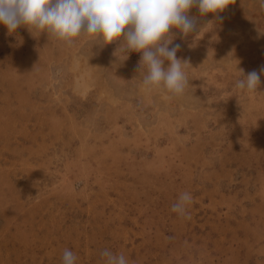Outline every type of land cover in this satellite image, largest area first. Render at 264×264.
I'll return each instance as SVG.
<instances>
[{"label": "rangeland", "instance_id": "374dc122", "mask_svg": "<svg viewBox=\"0 0 264 264\" xmlns=\"http://www.w3.org/2000/svg\"><path fill=\"white\" fill-rule=\"evenodd\" d=\"M176 29L189 86L146 90L141 53L0 24V264H264V10ZM164 67H167V61ZM243 70V73L241 72ZM187 217L172 211L181 193Z\"/></svg>", "mask_w": 264, "mask_h": 264}, {"label": "clouds", "instance_id": "9594fccd", "mask_svg": "<svg viewBox=\"0 0 264 264\" xmlns=\"http://www.w3.org/2000/svg\"><path fill=\"white\" fill-rule=\"evenodd\" d=\"M232 0H0V24L9 33L26 27L31 33H46L48 37L72 46L81 36L91 37L97 45L119 40L123 53H141L138 69H146L143 85L146 90L163 89L172 96H182L189 86L186 60L177 58L179 44L172 47L178 30L187 36L198 31L195 17L189 16L197 8L201 16L209 13L223 20V12ZM264 10V0H258ZM167 67L165 68V62ZM243 73V70H241ZM264 66L238 79L235 87L243 93H255L260 85ZM192 202L188 192L181 193L172 211L187 217ZM104 264H128L126 257L109 249L101 252ZM76 256L68 249L62 264H75Z\"/></svg>", "mask_w": 264, "mask_h": 264}]
</instances>
